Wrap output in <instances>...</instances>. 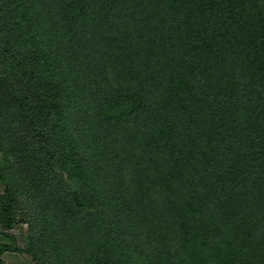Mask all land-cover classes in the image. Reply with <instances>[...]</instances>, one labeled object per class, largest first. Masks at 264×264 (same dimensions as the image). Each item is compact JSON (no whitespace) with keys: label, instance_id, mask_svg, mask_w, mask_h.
<instances>
[{"label":"trees","instance_id":"16d2710c","mask_svg":"<svg viewBox=\"0 0 264 264\" xmlns=\"http://www.w3.org/2000/svg\"><path fill=\"white\" fill-rule=\"evenodd\" d=\"M0 155L1 263L264 264V0H0Z\"/></svg>","mask_w":264,"mask_h":264},{"label":"rangeland","instance_id":"374dc122","mask_svg":"<svg viewBox=\"0 0 264 264\" xmlns=\"http://www.w3.org/2000/svg\"><path fill=\"white\" fill-rule=\"evenodd\" d=\"M3 191H4V183L0 180V192ZM10 230L16 234H20V235L26 234L28 231V223L25 221V219L19 217ZM0 238H3L1 234H0ZM1 257L4 263L0 262V264H35L32 257L27 253H20L9 250V251H5Z\"/></svg>","mask_w":264,"mask_h":264}]
</instances>
